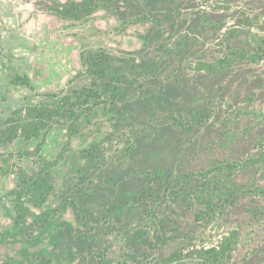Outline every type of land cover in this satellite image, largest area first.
<instances>
[{
    "label": "rangeland",
    "instance_id": "rangeland-1",
    "mask_svg": "<svg viewBox=\"0 0 264 264\" xmlns=\"http://www.w3.org/2000/svg\"><path fill=\"white\" fill-rule=\"evenodd\" d=\"M259 38L264 0H0V264H157L234 230L230 264H264V59L197 69L252 55ZM95 51L122 68L124 99L72 138L57 116L9 140L19 110L93 87ZM24 76L31 87L14 83ZM20 170L54 187L23 222Z\"/></svg>",
    "mask_w": 264,
    "mask_h": 264
},
{
    "label": "trees",
    "instance_id": "trees-1",
    "mask_svg": "<svg viewBox=\"0 0 264 264\" xmlns=\"http://www.w3.org/2000/svg\"><path fill=\"white\" fill-rule=\"evenodd\" d=\"M92 1L90 0V2ZM256 43L258 51L252 55L234 52L231 55L232 57L212 63H199L197 69L214 76L227 73L238 61L258 63L264 59V38L257 39ZM84 59L88 74L97 80L93 87L75 91L72 95L58 102L53 109L27 107L19 110L17 115L20 121H17L16 125L6 132L9 140L12 141L21 137L28 140L39 138L42 131L48 127V123L54 121L57 116L65 119V125H67L70 138H72L78 134L79 128L83 124L91 122L94 110L103 105L106 100L115 103L124 99L123 86L125 80L122 74L123 70L120 66H117L114 58L104 51H95L86 54ZM98 81L102 83L103 88L101 90ZM14 83L31 87V80L27 76L16 78ZM104 96L107 98L105 99ZM176 125L180 127L177 121ZM65 151L67 152L68 148H64ZM63 156L64 153L59 156L58 161L56 160L45 168L49 169L51 166H55L62 160ZM156 174L158 177H162V172L157 171ZM17 176L18 185L11 192V197L16 206L18 220L23 222L27 216V205H32L35 208L43 207L54 191V187L47 177L39 173L31 175L25 170H20ZM239 239V232L234 230L228 236H224L221 243L216 247L202 248L191 255L180 251L168 258L159 259L157 264H230L231 256L238 247ZM21 264L34 263L26 260ZM86 264L114 263L105 253H102L98 258H92Z\"/></svg>",
    "mask_w": 264,
    "mask_h": 264
}]
</instances>
